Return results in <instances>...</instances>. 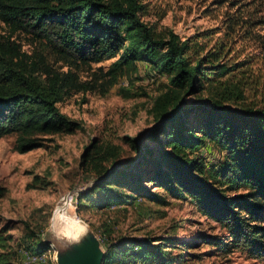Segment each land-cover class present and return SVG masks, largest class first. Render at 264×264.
<instances>
[{
	"label": "trees",
	"instance_id": "16d2710c",
	"mask_svg": "<svg viewBox=\"0 0 264 264\" xmlns=\"http://www.w3.org/2000/svg\"><path fill=\"white\" fill-rule=\"evenodd\" d=\"M144 6L142 0H0V21L11 32L33 37L69 62L113 58L101 83L103 93L120 70L136 61L167 73L169 87L154 101L157 118L152 130L142 142L130 140L136 152L131 167L107 168L90 156L98 171L91 188L102 190L106 203L112 200L114 184L128 185L138 196L161 203L168 195L190 197L202 214L221 223L228 233L227 237L201 234L200 241L224 252L242 247L249 256L264 260V106L237 108L209 98L182 105V94L201 89L209 82V73L221 75L228 67L209 64L213 62L209 51L194 58L188 53V39L172 29L159 35L142 18ZM96 86L0 33V137L14 134L17 151L44 146L52 134L78 127L58 103L73 92ZM207 142L224 152L218 164H208L199 153ZM97 147L96 140L86 145L84 156ZM144 182L165 193L152 191ZM11 239L1 226L0 264H14ZM159 239L154 243L151 237H122L120 244L111 245L114 251L108 249L103 263L137 248L139 256L169 264L166 248L191 244Z\"/></svg>",
	"mask_w": 264,
	"mask_h": 264
},
{
	"label": "rangeland",
	"instance_id": "374dc122",
	"mask_svg": "<svg viewBox=\"0 0 264 264\" xmlns=\"http://www.w3.org/2000/svg\"><path fill=\"white\" fill-rule=\"evenodd\" d=\"M142 1V18L159 35L172 29L181 39H188V53L194 58L209 51L213 59L209 64L228 67L221 75L209 73V82L201 89L182 94V105L209 98L237 108L264 106V0ZM0 33L10 35L29 53L43 55L54 66L70 68L81 79L97 83L92 90L73 92L58 103L79 126L52 134V140L44 146L19 152L14 148V134L0 137V227H6L12 235L14 264H24L26 252L47 250L50 244L54 249L49 256L58 248L62 261H69V237L77 240L84 234L74 236L69 217L87 229L84 244L86 248H99L102 264H161L139 256L137 248L103 263L108 249L114 251L113 245L120 244L122 237H151L154 243L160 241L159 237H167L191 243L189 247L166 248L170 251L169 264H264L263 259L249 256L242 247L224 252L200 241L201 234L227 237L228 233L221 223L202 214L190 197L168 195L161 203L138 196L128 185L114 184L112 200L106 203L102 190L91 188L98 171L90 156L107 168L131 167L136 152L130 140L142 142L152 130L157 118L154 101L169 87L167 73L136 61L120 70L115 83L103 93L101 83L113 58L69 62L50 53L33 37L11 32L1 21ZM95 140L98 152L93 149L85 157V146ZM104 153L107 156L101 157ZM199 153L208 164H218L224 155L213 142H207ZM144 185L165 193L150 182Z\"/></svg>",
	"mask_w": 264,
	"mask_h": 264
},
{
	"label": "water",
	"instance_id": "95a60500",
	"mask_svg": "<svg viewBox=\"0 0 264 264\" xmlns=\"http://www.w3.org/2000/svg\"><path fill=\"white\" fill-rule=\"evenodd\" d=\"M86 233L87 230L85 234L82 235L81 244L79 246L70 243V248H72L71 253L66 251L70 259L69 261H62L60 251L57 248L55 253L57 264H102L103 253L99 248L94 245L86 248L83 241Z\"/></svg>",
	"mask_w": 264,
	"mask_h": 264
},
{
	"label": "built area",
	"instance_id": "2783aa9c",
	"mask_svg": "<svg viewBox=\"0 0 264 264\" xmlns=\"http://www.w3.org/2000/svg\"><path fill=\"white\" fill-rule=\"evenodd\" d=\"M53 249L54 245L50 244V247L47 250H44L40 253L26 252L24 264H57L55 259L56 252H54L52 256H49V252Z\"/></svg>",
	"mask_w": 264,
	"mask_h": 264
},
{
	"label": "bare ground",
	"instance_id": "6f19581e",
	"mask_svg": "<svg viewBox=\"0 0 264 264\" xmlns=\"http://www.w3.org/2000/svg\"><path fill=\"white\" fill-rule=\"evenodd\" d=\"M58 217L60 218V219H62V215H60V213H58ZM68 218V217H67ZM66 219V218H65ZM67 222H68V224H70V222H72V224H71V231H73L74 232V236L76 235H78V236H80V233H84L85 234V232H86V228L84 227V226H81V225H79L80 223H79V221L78 220H75V218H73V217H69L68 219H67ZM79 223V224H78ZM77 229V230H76ZM72 235H73V233H72ZM68 236V235H67ZM69 237V236H68ZM80 238V239H79ZM78 239H79V242L78 243H72L73 245H75V246H79L80 244H81V238L82 237H79ZM69 239L70 240H72V241H74L75 239H71L70 237H69Z\"/></svg>",
	"mask_w": 264,
	"mask_h": 264
},
{
	"label": "clouds",
	"instance_id": "9594fccd",
	"mask_svg": "<svg viewBox=\"0 0 264 264\" xmlns=\"http://www.w3.org/2000/svg\"><path fill=\"white\" fill-rule=\"evenodd\" d=\"M78 242H79L78 239L77 240H74V241H72V240L69 241V243H78Z\"/></svg>",
	"mask_w": 264,
	"mask_h": 264
}]
</instances>
